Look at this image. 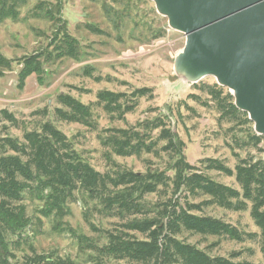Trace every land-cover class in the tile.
Masks as SVG:
<instances>
[{
  "label": "trees",
  "instance_id": "obj_1",
  "mask_svg": "<svg viewBox=\"0 0 264 264\" xmlns=\"http://www.w3.org/2000/svg\"><path fill=\"white\" fill-rule=\"evenodd\" d=\"M26 0H0V23L17 20ZM56 22L55 16L47 12ZM92 30V28H90ZM52 52H39L20 59H9L0 53V78L11 71L14 63L23 65L19 89L32 74L41 75L43 61L76 58L79 44L67 33ZM87 77L93 78L90 71ZM100 81L102 78H94ZM209 94L221 112V119L235 125L251 123L248 114L234 105V98L223 97L222 88H209ZM152 89H136L131 94L100 91L96 106L109 115L123 119L138 105V100L152 97ZM54 110L55 120L77 123L95 129L92 105H86L69 94H59ZM6 121L18 127L13 114L3 110ZM162 118L142 121L127 128H111L100 137L106 149L108 169L101 173L75 149L73 142L54 124L45 121L23 139L0 138V264H17V253L29 246L32 256L24 255L26 264H75L69 259L39 255L23 234L33 225L27 214L25 199L41 202L37 213L56 214L64 218L75 194L84 198L87 211L101 219L116 220L110 229H100L85 220L105 243L79 236L81 246L93 252L92 264H253L239 261L241 253L229 257L214 256L187 241L184 235L228 238L236 242L256 241L264 262V158H239L234 169L215 159L201 161V167L187 162L184 145ZM159 130V131H158ZM159 133L155 136V132ZM264 136L253 133L248 145L255 149ZM143 154L156 159L166 156L165 170L150 164L144 172H136L112 160L140 158ZM215 171L235 177L240 189L213 180L208 172ZM92 204V206H90ZM218 207L232 212H250L259 233H247L220 219L208 216L206 209Z\"/></svg>",
  "mask_w": 264,
  "mask_h": 264
},
{
  "label": "rangeland",
  "instance_id": "obj_2",
  "mask_svg": "<svg viewBox=\"0 0 264 264\" xmlns=\"http://www.w3.org/2000/svg\"><path fill=\"white\" fill-rule=\"evenodd\" d=\"M19 10L17 20L0 23L1 54L9 59L39 52L47 54L59 46L61 34L66 30L78 41L79 55L44 60L42 74L29 76L22 90L19 89V74L23 65L13 64L12 70L0 78V138L22 140L25 131L35 129L42 122L54 121L83 159L104 173L109 166L106 149L100 141L104 130L162 118L183 143L186 160L191 165L201 167V161L215 159L234 169L239 158H264V140L257 149L247 144L250 134H256L252 121L235 125V122L221 119L209 88H222L223 97L232 95L228 88L220 86L211 76L197 83H188L178 76L175 60L185 47L186 36L169 25L168 18L158 12L153 0H26ZM47 12L57 21L52 22ZM85 71H90L93 78L87 77ZM98 77L102 79L95 81ZM141 88L152 89V97L139 99L137 107L122 120L95 105L100 91L131 94ZM62 93L92 105L95 129L55 120L57 97ZM3 110L14 115L19 121L18 127L4 119ZM111 157L115 163L136 172H144L150 164L165 170L169 163L166 156L156 159L147 154L140 158ZM208 175L216 182L240 189L235 177L215 171ZM75 196L64 218L56 214L41 216L37 213L41 202L25 199L23 203L33 225L23 236L28 237L39 255L69 259L75 264H92L93 252L83 248L78 237L93 239L98 245L105 240L92 231L85 214L89 212L91 222L100 229H110L117 221L101 219L87 211L89 207L83 202L84 198L77 193ZM206 214L241 231L259 233L249 211L232 212L210 207ZM184 237L214 256L241 253L239 261L264 264L258 240L240 243L224 237L188 234ZM26 254L32 256L28 245L17 253V264H26Z\"/></svg>",
  "mask_w": 264,
  "mask_h": 264
},
{
  "label": "water",
  "instance_id": "obj_3",
  "mask_svg": "<svg viewBox=\"0 0 264 264\" xmlns=\"http://www.w3.org/2000/svg\"><path fill=\"white\" fill-rule=\"evenodd\" d=\"M169 25L185 34L175 60L180 78L211 76L264 136V0H153Z\"/></svg>",
  "mask_w": 264,
  "mask_h": 264
}]
</instances>
